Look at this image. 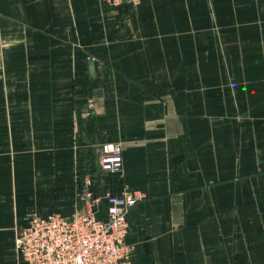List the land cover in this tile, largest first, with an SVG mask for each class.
Returning <instances> with one entry per match:
<instances>
[{
	"label": "crops",
	"instance_id": "crops-1",
	"mask_svg": "<svg viewBox=\"0 0 264 264\" xmlns=\"http://www.w3.org/2000/svg\"><path fill=\"white\" fill-rule=\"evenodd\" d=\"M86 177L131 264H264V0H0V264Z\"/></svg>",
	"mask_w": 264,
	"mask_h": 264
},
{
	"label": "built area",
	"instance_id": "built-area-1",
	"mask_svg": "<svg viewBox=\"0 0 264 264\" xmlns=\"http://www.w3.org/2000/svg\"><path fill=\"white\" fill-rule=\"evenodd\" d=\"M111 5H136L140 0H101ZM122 148L116 143L100 145L98 171L118 173ZM92 180L84 178L75 192L82 204L68 217L59 214L31 216L12 240L14 264H131L132 248L125 242V216L141 198L137 192L104 196L105 218L96 212L101 198L94 195Z\"/></svg>",
	"mask_w": 264,
	"mask_h": 264
},
{
	"label": "rangeland",
	"instance_id": "rangeland-1",
	"mask_svg": "<svg viewBox=\"0 0 264 264\" xmlns=\"http://www.w3.org/2000/svg\"><path fill=\"white\" fill-rule=\"evenodd\" d=\"M100 2H102L101 0H99ZM103 4H106V3H104V2H102ZM111 6V5H110ZM132 252V251H131ZM130 263H131V259H130Z\"/></svg>",
	"mask_w": 264,
	"mask_h": 264
}]
</instances>
